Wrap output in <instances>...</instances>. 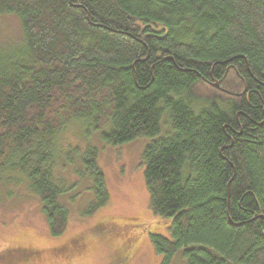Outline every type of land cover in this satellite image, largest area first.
Returning <instances> with one entry per match:
<instances>
[{
	"label": "trees",
	"instance_id": "1",
	"mask_svg": "<svg viewBox=\"0 0 264 264\" xmlns=\"http://www.w3.org/2000/svg\"><path fill=\"white\" fill-rule=\"evenodd\" d=\"M7 16L17 30L0 41V195L28 188L58 235L66 172L91 180L85 213L108 197L98 147L73 156L63 132L79 125L114 146L146 137L149 206L171 234H150L160 264L179 251L186 264H264V0H0Z\"/></svg>",
	"mask_w": 264,
	"mask_h": 264
},
{
	"label": "rangeland",
	"instance_id": "2",
	"mask_svg": "<svg viewBox=\"0 0 264 264\" xmlns=\"http://www.w3.org/2000/svg\"><path fill=\"white\" fill-rule=\"evenodd\" d=\"M0 20V41L4 42L16 33L17 21L13 16ZM60 140L64 149L67 147L65 151L76 157L88 143L98 147L97 165L104 176L107 201L92 213H85L94 196L91 180L88 176L79 179L72 176L73 172H66L67 182L71 184L59 200L68 206L67 223L60 234L52 235L39 198L28 188L5 185L0 195V263L9 259L13 260L12 264H160L162 253L154 249L150 234L166 237L171 234L169 221L160 220L149 206L141 160L148 138L138 137L122 145H108L102 143L99 134L86 135L76 125L74 129L68 127ZM73 145L79 149L74 150ZM58 160L64 163L60 157ZM77 166L78 161L73 163V167ZM114 215L136 217L138 222L147 224V228L140 230L131 226L126 229V235H115L110 227L100 224ZM131 234L137 235L128 240ZM68 241L76 242L77 247L66 256L67 251L56 247ZM120 247L124 249V256L116 259L115 252ZM181 252L173 256L171 264H186Z\"/></svg>",
	"mask_w": 264,
	"mask_h": 264
},
{
	"label": "bare ground",
	"instance_id": "3",
	"mask_svg": "<svg viewBox=\"0 0 264 264\" xmlns=\"http://www.w3.org/2000/svg\"><path fill=\"white\" fill-rule=\"evenodd\" d=\"M8 174V173H7Z\"/></svg>",
	"mask_w": 264,
	"mask_h": 264
},
{
	"label": "water",
	"instance_id": "4",
	"mask_svg": "<svg viewBox=\"0 0 264 264\" xmlns=\"http://www.w3.org/2000/svg\"><path fill=\"white\" fill-rule=\"evenodd\" d=\"M217 85V84H216Z\"/></svg>",
	"mask_w": 264,
	"mask_h": 264
}]
</instances>
